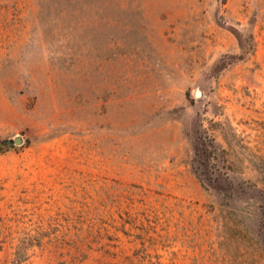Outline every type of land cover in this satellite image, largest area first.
<instances>
[{
  "label": "rangeland",
  "instance_id": "1",
  "mask_svg": "<svg viewBox=\"0 0 264 264\" xmlns=\"http://www.w3.org/2000/svg\"><path fill=\"white\" fill-rule=\"evenodd\" d=\"M0 264H264V0H0Z\"/></svg>",
  "mask_w": 264,
  "mask_h": 264
},
{
  "label": "water",
  "instance_id": "2",
  "mask_svg": "<svg viewBox=\"0 0 264 264\" xmlns=\"http://www.w3.org/2000/svg\"><path fill=\"white\" fill-rule=\"evenodd\" d=\"M10 142L20 143L21 142V138L20 137H15L13 140H10Z\"/></svg>",
  "mask_w": 264,
  "mask_h": 264
}]
</instances>
